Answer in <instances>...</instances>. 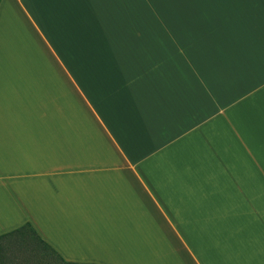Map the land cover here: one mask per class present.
<instances>
[{"label":"crops","instance_id":"0c3cea01","mask_svg":"<svg viewBox=\"0 0 264 264\" xmlns=\"http://www.w3.org/2000/svg\"><path fill=\"white\" fill-rule=\"evenodd\" d=\"M4 234L0 264H264V0H0Z\"/></svg>","mask_w":264,"mask_h":264},{"label":"trees","instance_id":"16d2710c","mask_svg":"<svg viewBox=\"0 0 264 264\" xmlns=\"http://www.w3.org/2000/svg\"><path fill=\"white\" fill-rule=\"evenodd\" d=\"M27 229H30L33 234H36L34 232V229L30 226L29 223H26V224L22 225L21 227L15 228V229H13L12 231H10L9 233H6V234L22 235L25 232V230H27ZM6 234L1 235L0 238L3 237V236H5ZM41 242H43V241L41 240Z\"/></svg>","mask_w":264,"mask_h":264}]
</instances>
